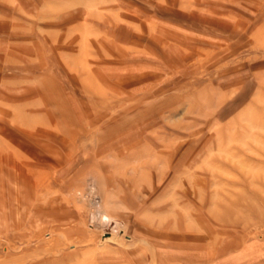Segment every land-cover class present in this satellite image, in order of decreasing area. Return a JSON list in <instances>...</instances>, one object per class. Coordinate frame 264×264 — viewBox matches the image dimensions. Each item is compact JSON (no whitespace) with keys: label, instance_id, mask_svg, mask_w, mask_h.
Here are the masks:
<instances>
[{"label":"rangeland","instance_id":"rangeland-1","mask_svg":"<svg viewBox=\"0 0 264 264\" xmlns=\"http://www.w3.org/2000/svg\"><path fill=\"white\" fill-rule=\"evenodd\" d=\"M122 250L264 264V0H0V264Z\"/></svg>","mask_w":264,"mask_h":264},{"label":"crops","instance_id":"crops-1","mask_svg":"<svg viewBox=\"0 0 264 264\" xmlns=\"http://www.w3.org/2000/svg\"><path fill=\"white\" fill-rule=\"evenodd\" d=\"M204 19H205L204 22L206 23L207 18L205 16H204ZM209 19H211V18H209ZM164 32H166V31H164ZM204 32H207V31L204 30ZM159 44H161V41L160 42L158 41V45ZM161 45H162V48L164 49L163 42ZM244 253L245 252L243 251L241 254L236 256L237 257L236 259L244 258V256H245ZM177 255L178 254L174 253V250H167V252L165 250H163L157 256L154 254H152V255L146 254V256H145L143 251H133V250L123 251L122 250V251H117L114 255L109 256L107 259L106 258L105 259L100 258L99 261L96 260L94 262H95V264H166V263L173 261V260L180 261L181 259H179L177 257ZM150 256H152V257H150ZM154 257H156V258L154 259ZM183 263L184 264H196L194 261H191L190 259L185 260Z\"/></svg>","mask_w":264,"mask_h":264}]
</instances>
